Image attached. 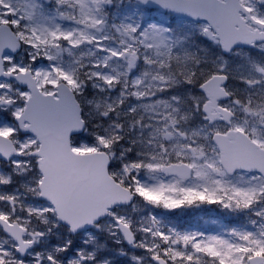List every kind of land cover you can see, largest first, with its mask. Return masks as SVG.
<instances>
[{"label": "snow or ice", "instance_id": "snow-or-ice-1", "mask_svg": "<svg viewBox=\"0 0 264 264\" xmlns=\"http://www.w3.org/2000/svg\"><path fill=\"white\" fill-rule=\"evenodd\" d=\"M0 264H264V0H0Z\"/></svg>", "mask_w": 264, "mask_h": 264}, {"label": "rangeland", "instance_id": "rangeland-1", "mask_svg": "<svg viewBox=\"0 0 264 264\" xmlns=\"http://www.w3.org/2000/svg\"><path fill=\"white\" fill-rule=\"evenodd\" d=\"M184 210H176L174 214H176V217L178 219L183 215ZM173 215V214H172ZM224 214L220 211L214 210L212 213H204L203 215L201 213L194 215V218L192 221H195V225H201L204 226V228H214L218 226L221 223H225L226 221L223 219ZM174 222L177 223V219L172 218ZM200 223V224H198ZM197 228V227H195Z\"/></svg>", "mask_w": 264, "mask_h": 264}]
</instances>
